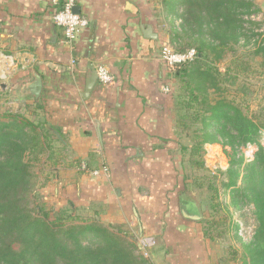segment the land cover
Here are the masks:
<instances>
[{
    "label": "crops",
    "instance_id": "0c3cea01",
    "mask_svg": "<svg viewBox=\"0 0 264 264\" xmlns=\"http://www.w3.org/2000/svg\"><path fill=\"white\" fill-rule=\"evenodd\" d=\"M75 7L88 26L68 44L52 23V0H0V114L39 102L46 126L66 147L42 189L46 203L91 209L104 222L135 228L138 243L154 244L152 264H229L201 224L180 214V203L189 210V202L174 190L173 70L160 59L162 46H173L161 1L76 0ZM147 26L156 39L144 37ZM98 65L114 81L96 80L84 97ZM35 74L42 82L38 99L26 89ZM78 162L86 172L74 167Z\"/></svg>",
    "mask_w": 264,
    "mask_h": 264
},
{
    "label": "trees",
    "instance_id": "16d2710c",
    "mask_svg": "<svg viewBox=\"0 0 264 264\" xmlns=\"http://www.w3.org/2000/svg\"><path fill=\"white\" fill-rule=\"evenodd\" d=\"M160 1L166 20L179 21L177 28L172 22L168 25L173 49L196 52L192 62L173 68L171 73L186 91L185 97L178 96V100L170 94L177 113L175 128L184 132L190 124L196 125L193 145H181L180 151L190 153L192 167L208 171L203 160L204 147L221 145L229 149L228 167L218 170L219 176H212L207 186L212 194L209 216L220 209L228 220V231L233 232L242 248L239 258L235 259L234 252L225 259L227 263L264 264V148L260 145L264 108L259 113H248L233 102L211 98L223 81L219 69L212 65L229 50L252 48V54L261 58L264 67V36L254 33L260 25L243 19L259 10L253 0ZM197 106L201 108L190 114ZM52 129L46 126L39 102L0 114V264H149L136 255L134 238L128 240L131 234L126 228L104 225L91 209L73 204L59 208L48 204L45 208L44 202L34 204L35 193L46 187L49 174L56 171L57 155L66 149ZM247 145L257 147L249 161L242 152ZM39 162L45 164L41 171L37 169ZM74 167L82 173L87 171L86 167L81 170L79 162ZM182 181L184 187L185 175ZM184 193L185 188L181 194ZM231 209L242 213L240 216L245 212L251 215L254 227L248 241L239 233L241 224L233 220ZM78 211L87 213L88 219L77 221L73 215ZM198 223L205 225L204 238L216 239L211 232L213 220L205 217Z\"/></svg>",
    "mask_w": 264,
    "mask_h": 264
},
{
    "label": "rangeland",
    "instance_id": "374dc122",
    "mask_svg": "<svg viewBox=\"0 0 264 264\" xmlns=\"http://www.w3.org/2000/svg\"><path fill=\"white\" fill-rule=\"evenodd\" d=\"M253 2L256 8H258L264 24V0H253ZM164 10L165 8H163V13L165 12ZM163 15H165V13ZM164 22V30L167 35V39L170 41L171 36L169 35V22H172L174 27L177 28L179 21L176 19H169V21L164 20ZM184 42H186V40H184ZM251 50L252 48H233L232 50L226 52L222 59L212 65L219 69L223 81L219 85V92L211 96V98L216 97L218 99H223L225 102H233L243 111L248 113H259L264 108V67L261 64V58L255 57ZM169 86L171 88V94H173L172 96H174V98L177 97L178 100V96L185 97L186 91L185 89H182L178 80L172 79L169 83ZM174 98L172 97L171 116L175 125L177 113L174 112L173 109ZM195 105L196 104L193 106ZM200 108V106H197L196 109L190 111V114ZM31 119L34 120L38 118L31 117ZM195 126V123L190 124L189 129L184 130V132H182V129L180 128H175V133H177V135H175L177 151L172 152V155H174V158L177 160L179 180L178 183L174 185V190H180L178 192L181 193L185 188V193L182 194L181 197L189 202L187 206L189 210L191 212H200L203 218L207 217V220H213L215 222L211 229L212 234L216 237L213 242L217 243L220 250L223 251L226 261L232 257V253L234 252L237 254L235 258L237 260L240 256L242 248L240 244L233 238V232L228 231V220L224 219V213L218 209L217 211L211 213L212 217H210V211H208V202L212 194L208 192L207 186L210 183L212 176H219L218 170L225 171V169L228 167L227 154H229L230 151L228 148H223L221 145H215L211 147L205 146L203 160L205 168L208 171H203L192 167L191 164H189L190 153L181 152L180 146L184 145L190 148L193 145L194 141L192 140V137ZM260 145L264 148L263 137L260 139ZM256 150V146L243 148L242 152H245V155L243 154L245 160H251L249 157L252 155L253 158V154L256 152ZM44 158L45 154L40 157V162L44 160ZM40 162L37 163V169L41 171L45 167V164ZM180 172H182V174ZM181 175H185L187 178L184 187L183 181L180 182ZM219 179L215 182V186H218ZM221 197L223 198V196ZM33 201H35L34 204L44 202L46 208V189L44 191H39V194L35 193ZM173 206L175 207L176 204L174 203ZM52 207L59 208L60 205H53ZM231 213L233 220L236 223L238 222L241 224L239 233L242 235L245 241H248L254 227L251 215L245 212L244 216H240L242 213L236 212L232 209ZM73 216L77 218V221H84L88 219L87 213L82 211H78ZM102 223L107 225V222L102 221ZM201 227L204 228L205 225L201 224ZM126 231L131 234L128 235V240H132V237L134 238L133 241H135L136 245V255L143 257L142 254H144L145 251H141L138 247L139 239L137 238V231L135 228L127 229ZM156 248L154 250H156ZM150 250L153 249L151 248ZM150 250H147L146 252L149 254L148 262L149 264H152ZM154 255L152 252V258ZM161 255L162 251H159L157 256L160 257ZM233 264H240V262H235Z\"/></svg>",
    "mask_w": 264,
    "mask_h": 264
},
{
    "label": "built area",
    "instance_id": "2783aa9c",
    "mask_svg": "<svg viewBox=\"0 0 264 264\" xmlns=\"http://www.w3.org/2000/svg\"><path fill=\"white\" fill-rule=\"evenodd\" d=\"M52 4L57 6V10L52 14V23L61 28L63 31L64 39L68 44H73L76 38L82 33V31L88 26V20L81 14L75 13L73 10L76 6V0H52ZM245 21L260 25L258 29L254 30V33L260 35V38L264 36V24L261 14L251 13L243 17ZM196 58V52L194 49H189L185 52H177L169 45H164L160 51L161 61L170 69L179 67L192 62ZM96 80L102 86H110L114 78L106 67L98 65L95 68ZM164 92H169V88H165ZM264 138V136H263ZM246 147H250L247 145ZM245 147V148H246ZM245 155V152L243 153ZM252 159V155L249 157ZM81 170L85 171V166L81 165ZM106 172L105 168L101 170H93L90 172L92 176H98ZM153 242L140 240L138 247L141 251H145L143 257L148 260L149 254L147 250L153 248Z\"/></svg>",
    "mask_w": 264,
    "mask_h": 264
},
{
    "label": "water",
    "instance_id": "95a60500",
    "mask_svg": "<svg viewBox=\"0 0 264 264\" xmlns=\"http://www.w3.org/2000/svg\"><path fill=\"white\" fill-rule=\"evenodd\" d=\"M73 11L79 14V10L77 7H75ZM142 32L146 39H156V36L153 34L151 27L147 26L146 28H143ZM33 78H34L33 82L29 84V86H27L26 89H27V93L31 97H33L34 99H38L42 88V82L40 77L37 76L36 74L33 76ZM95 81H96V73L95 70L92 68L85 82L84 97H86L89 94ZM54 134L58 139V141L64 144L61 137L56 132H54ZM180 214L183 218H186L194 222H198L203 219V216L200 212H191L190 210L186 209V207L182 203H180Z\"/></svg>",
    "mask_w": 264,
    "mask_h": 264
}]
</instances>
